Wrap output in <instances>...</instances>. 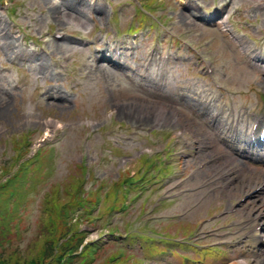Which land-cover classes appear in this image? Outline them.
I'll use <instances>...</instances> for the list:
<instances>
[{
    "label": "rangeland",
    "instance_id": "1",
    "mask_svg": "<svg viewBox=\"0 0 264 264\" xmlns=\"http://www.w3.org/2000/svg\"><path fill=\"white\" fill-rule=\"evenodd\" d=\"M206 1L210 3V0ZM236 1L240 4L234 3L233 6H240L241 9H244L248 2ZM81 4H77L75 0H0V171L3 170L2 165L13 169L14 155L17 156L28 149L29 152L23 157L26 160L42 147L39 161L29 167L19 185L22 220H11L10 231L0 240L1 253L19 261H24L32 255L42 242L41 227L45 215L41 210L44 194L51 193L58 185L61 189V201L67 200V191L63 187H72V183L74 184L81 174V163L93 169V177H85L84 184L88 190L96 187L97 182L103 178L108 181L117 179L120 167L131 174L138 171L143 167V163L137 161L136 157L146 149L155 151L162 146L171 147L172 139H166L169 133L172 137L185 136L190 144H195L188 150L193 155L189 156L186 162L175 165L173 162V170L163 174L158 179L159 184L154 186V182L150 185L144 196L137 194V198L143 197L142 203L137 200L130 210L119 216L116 214L118 217L115 219L114 216L105 215L93 225L83 226L88 232L86 240L99 245L110 237L107 234V225L117 226L121 230L128 226L131 232L138 231L151 237L157 235L149 227L158 219L149 221L145 228L146 220L164 217L158 220L163 221V224L154 225L157 229L165 227L172 220L176 223L182 221L184 224L196 225L209 211L216 212L222 207L226 208L241 195L239 181L244 176L248 177L253 173L264 176V166H245V160H239L234 154L232 159L226 158L203 169L189 180V186H195L208 179L216 170L228 173L229 168L236 164H240V172L233 170L231 177L218 184L214 183L196 194L167 201L162 207L153 210L160 196L170 195L177 180L193 165L213 154L226 152L224 142L220 140L226 134L219 129H212L203 123V119L198 120L195 117L194 111H200L203 105L192 101V98L200 99L199 92H207V86L192 72L190 66L195 63L192 56L175 64V74L166 83L149 79L141 81L136 78L135 72H131V76L136 80L130 82L121 76L122 70L112 69L104 63L100 67L93 66L90 56L94 48L80 55L81 50H78L75 38H67L63 43L57 44L53 43L49 36L45 38L44 44L36 43L37 37L52 31L58 25L65 26L71 35L77 31L93 34L91 39L98 41L99 32H95L92 26L100 19L104 21L109 8H101L98 14L92 16L87 12L85 5ZM7 7L13 8L14 12H9ZM165 11L166 18L175 22V27L171 28L182 33L188 32L185 36L189 41L202 44V41L212 38L205 51L216 63L224 62L230 67L232 80L224 78L223 83L230 82L236 89H240L236 100L234 99L237 101V109L255 108L260 104L259 93L264 92V76L252 66L249 67L250 62L243 57L242 47H237L233 39L223 35L218 27H196L194 10L190 6L181 8L176 0H166ZM258 20L264 22V15H259ZM189 25L192 27H187ZM263 31L264 27L258 26L247 34L253 38ZM26 35L29 37L22 41V37ZM150 37L149 30L147 38ZM29 45L44 46L48 53L47 59L37 60L24 69L13 66L11 62L15 52L20 53ZM70 53L75 63L70 67L67 80L57 82L54 69L59 67L64 57ZM22 80L26 81V87L16 90L14 83ZM71 81H79V85L73 90L74 94L68 95L71 91L65 86ZM178 101L182 102V107ZM158 105H165L170 111L161 122L155 121ZM136 127L144 128L145 131L140 130L139 134H133L132 131H135ZM153 130V135L149 136ZM60 133H64L63 138L55 141L53 138ZM23 135L28 139L27 144L19 149L17 142L21 144ZM51 139L53 140L50 141ZM259 157L264 160L263 156ZM36 165L40 170L39 175L37 169L35 172L32 170ZM219 186L222 188H216ZM212 188L215 190L201 202L203 204L200 209L196 207L185 211ZM230 189L233 191L227 197ZM256 198L245 202L242 209L239 208V213L226 216L211 226L234 228L248 218L250 211L255 207L253 202ZM176 215L182 216L173 217ZM169 217H172V220H169ZM127 220L130 223L126 224ZM169 230L174 234L175 227L170 225ZM112 249H103L99 255L100 260L109 255ZM132 253L136 259L151 260L152 264H179L177 258L158 259L152 256L153 254L147 255L137 243L132 247ZM234 255L238 259L246 258V262L237 261V264H264V247L257 255H242L239 252ZM228 256L233 254L228 253Z\"/></svg>",
    "mask_w": 264,
    "mask_h": 264
},
{
    "label": "trees",
    "instance_id": "2",
    "mask_svg": "<svg viewBox=\"0 0 264 264\" xmlns=\"http://www.w3.org/2000/svg\"><path fill=\"white\" fill-rule=\"evenodd\" d=\"M1 187H3V185H0V201L5 199V196L1 193ZM58 209L59 207L51 200H48L45 204L44 211L48 216V220H52L51 228L42 240L43 246L40 244L38 252H35L34 257H32V259L25 264H89L87 260H84V255L82 258H80L77 254L72 255V253L76 250L75 248L77 244L82 241V233H80L79 229L76 228V225L71 224L72 218H70L69 214L67 212H60ZM87 220L89 219H85V221ZM3 232L4 218L1 216L0 237ZM61 237L63 238L60 239ZM59 239L62 241L60 244L58 243ZM0 264L17 263L13 262L10 257L3 258L0 256Z\"/></svg>",
    "mask_w": 264,
    "mask_h": 264
},
{
    "label": "bare ground",
    "instance_id": "3",
    "mask_svg": "<svg viewBox=\"0 0 264 264\" xmlns=\"http://www.w3.org/2000/svg\"><path fill=\"white\" fill-rule=\"evenodd\" d=\"M160 110H161L162 112H165V111H166V108L163 107V106H161V107H160Z\"/></svg>",
    "mask_w": 264,
    "mask_h": 264
}]
</instances>
